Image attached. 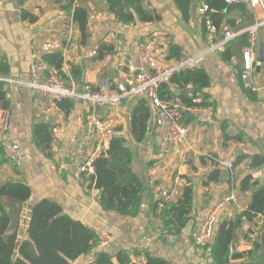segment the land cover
I'll return each mask as SVG.
<instances>
[{"label": "crops", "instance_id": "crops-1", "mask_svg": "<svg viewBox=\"0 0 264 264\" xmlns=\"http://www.w3.org/2000/svg\"><path fill=\"white\" fill-rule=\"evenodd\" d=\"M69 2L0 0V61L8 67L7 75L0 76L4 78L2 83L10 113L7 134L21 154L18 166L14 164V167L5 158L0 162V186L18 182L30 189L25 203L3 200L11 215L9 233H17L15 257L18 246L28 239L32 207L39 201L49 200L60 207L62 214L79 221L97 235L107 236L109 244L105 251L111 256L120 250L147 251L169 264H214L209 247L199 255L190 234L195 223L232 191L237 200L226 208L231 217L223 210L215 232L221 221L233 219L249 205L252 189L242 192L239 187L244 176L250 174L261 184L264 181V63L260 71H256L255 62L253 88L244 89L238 72L248 38L242 33L220 51L205 55L195 68L206 73V87H179L166 81L168 90L177 99L194 97L199 105L211 106L214 115L207 125L186 116L183 119L187 129L185 139L164 155L158 152L153 113L145 100L127 96L118 106L98 108L97 114L105 126V149L112 139L123 140L131 155V172L142 187L136 215L121 216L103 211L98 202L99 190L94 184L89 185V179L83 184L75 177L71 147L84 131L88 111L80 95L97 90L101 80L107 82L108 88L118 85L128 88L134 79L130 48L135 41L155 39L154 55L162 68L173 65L183 50L192 55L202 52L209 36L202 25L207 10L200 12L206 7L203 0H193L189 19L185 21L173 0H143V6L154 11L159 19L152 23L123 24L102 0H73L71 7ZM76 7H83L87 12L85 35L73 19ZM22 10L35 20H23ZM256 19L257 15L247 9V14L243 15L239 11L226 14L218 28L214 26L218 36L224 30L239 33L253 25ZM260 42L264 44V39L258 44ZM107 49L111 52L105 54ZM58 51L62 55V66L57 70L75 93L61 104L38 96L27 87L32 57L37 55L43 59ZM99 51L104 53L102 58L98 57ZM172 89L181 93L176 96ZM143 101L149 114L146 131L140 127L142 119L135 112ZM94 146V143L90 145L91 151ZM253 156L261 161L251 169L249 159ZM224 161L232 163L234 174L220 167ZM216 168L221 171L218 182L206 184V177ZM176 173L186 178L187 184L182 190L192 187L193 203L189 223L179 234L173 235L165 229H157L152 213L159 189L169 187ZM255 221L256 231L262 221L259 217ZM248 226L243 223L235 231L229 251L233 247L242 258H228L229 264H264V247L254 250L252 243L244 238ZM93 255L94 252L80 256L70 264H88Z\"/></svg>", "mask_w": 264, "mask_h": 264}, {"label": "trees", "instance_id": "trees-1", "mask_svg": "<svg viewBox=\"0 0 264 264\" xmlns=\"http://www.w3.org/2000/svg\"><path fill=\"white\" fill-rule=\"evenodd\" d=\"M16 1L22 2L24 0ZM102 1L107 4L109 11L114 14L116 19L123 24L152 23L159 19L154 11L143 6V0ZM173 1L181 13L182 19L187 21L193 0ZM72 3L73 0H70L69 7ZM203 3L207 7L202 19L204 31L207 18L218 28L221 18L225 17L226 14L236 11L242 15L247 14L246 6L243 3H226L225 0H203ZM21 18L31 22L35 20V17L24 10L21 11ZM73 19L81 34L85 35L87 27L86 10L83 7H76L73 12ZM110 52L111 49H107L105 54ZM103 55L104 53L99 51L98 57L102 58ZM43 59L58 70L61 69L62 55L59 51L47 54ZM7 73L8 67L0 61V76H5ZM167 82L179 87L192 85L204 88L207 86L208 77L203 70L188 69L172 74ZM167 85L166 82L161 85L158 91L159 96L177 99L170 93ZM178 100L186 105L203 106L199 105L194 97H181ZM1 109H8V100L2 82H0ZM135 112H138V116L142 119L139 122L140 127L146 131L149 114L144 101L138 105ZM249 160V168L251 169L256 168L261 161L256 156ZM3 161L4 152L0 144V162ZM130 164V152L124 146L123 140L118 138L112 139L105 155L94 161V173L89 178V185L94 184L95 188L99 190L98 202L103 211L114 212L121 216L136 215L142 187L131 172ZM220 174V169L216 168L208 174L205 183L218 182ZM239 187L242 192L252 189L251 201L240 214L233 219L221 221L217 226L212 244L208 248L214 264H229V246L235 231L243 226L244 221L249 224L244 238L252 243L254 250L264 247V181L261 184L253 180L250 174H247L240 180ZM29 197L30 189L22 183L9 182L0 186V264H70L80 256L93 252V260L88 264H131L130 256L140 253L120 250L111 256L105 250H97L99 239L92 229L62 214L56 203L42 200L32 207L27 229L28 239L18 246V256L15 257L17 233L16 231L9 233L11 215L6 211L3 200L7 199L15 204H21L25 203ZM192 203V187H185L177 201L163 210V227L169 234H179L189 223ZM258 217L262 221V226L255 231L257 224L255 219ZM250 235H253V238H250ZM143 253L147 259L146 264H169L164 259L155 257L147 251Z\"/></svg>", "mask_w": 264, "mask_h": 264}, {"label": "built area", "instance_id": "built-area-1", "mask_svg": "<svg viewBox=\"0 0 264 264\" xmlns=\"http://www.w3.org/2000/svg\"><path fill=\"white\" fill-rule=\"evenodd\" d=\"M225 2L243 3L249 11L257 15L256 22L242 32L235 33L231 30H224L218 36V29L207 20L205 29L209 36L205 49L195 55L183 50L175 63L167 68L159 67L157 64L154 55L157 48L155 39L135 41L130 48L134 79L128 88L122 85L108 88L107 82L101 80L98 83L97 90L85 91L80 95L81 100L87 105L88 111L84 122V131L71 147V154L76 167L75 177L79 182L85 184L88 181L94 173V161L105 155L106 149L103 144L105 126L97 114L98 108L118 106L127 96L145 100L153 113V133L157 138V149L161 155L168 153L172 146L185 139L187 129L183 124V119L186 116L192 117L201 125L211 123L214 115V109L211 106L186 105L178 99L161 98L158 91L172 74L197 68L205 55L220 51L242 33L246 34L248 45L243 48L242 64L238 75L244 89L253 88L256 62L255 49L261 38L264 39V0H225ZM206 10L207 7H203L200 12L203 13ZM2 81H4V78L0 77V82ZM27 87L34 94L49 98L57 104H61L64 100L75 96L73 89L65 84L57 68L37 55L32 57ZM9 124V111L1 109L0 144L4 152V158L6 161L18 166L21 161V154L18 145L11 143L8 138ZM93 143L95 146L91 151L90 145ZM220 167L234 174L235 169L231 162H221ZM186 184V178L182 174L176 173L169 187L159 189L158 200L152 213V220L158 230L162 231L164 229L162 222L163 210L177 201L183 186ZM236 200V194L233 191L228 193L213 206L202 220L195 223L190 238L199 255L204 254L207 247L212 243L219 214L225 210L228 213L227 216L231 217L226 208L232 206ZM244 223L247 222L244 221ZM97 236L99 248L106 250L109 238L103 234ZM250 238H253V235H250ZM146 262V256L142 252L130 256L131 264H146Z\"/></svg>", "mask_w": 264, "mask_h": 264}, {"label": "water", "instance_id": "water-1", "mask_svg": "<svg viewBox=\"0 0 264 264\" xmlns=\"http://www.w3.org/2000/svg\"><path fill=\"white\" fill-rule=\"evenodd\" d=\"M263 62H264V44L260 42L256 50V71H260L261 64H263ZM171 92H173L176 96H178L181 93L178 90H174V89H172ZM241 258H242V255L235 252L233 250V247H231L229 251V259L238 260Z\"/></svg>", "mask_w": 264, "mask_h": 264}]
</instances>
